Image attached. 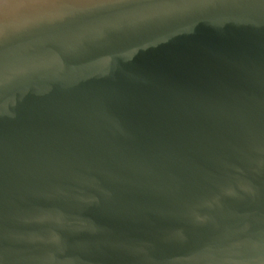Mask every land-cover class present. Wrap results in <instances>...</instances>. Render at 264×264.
Returning a JSON list of instances; mask_svg holds the SVG:
<instances>
[{
  "label": "water",
  "instance_id": "water-1",
  "mask_svg": "<svg viewBox=\"0 0 264 264\" xmlns=\"http://www.w3.org/2000/svg\"><path fill=\"white\" fill-rule=\"evenodd\" d=\"M0 30V264H264L261 0Z\"/></svg>",
  "mask_w": 264,
  "mask_h": 264
},
{
  "label": "snow or ice",
  "instance_id": "snow-or-ice-1",
  "mask_svg": "<svg viewBox=\"0 0 264 264\" xmlns=\"http://www.w3.org/2000/svg\"><path fill=\"white\" fill-rule=\"evenodd\" d=\"M34 2L51 7L81 6L91 10L135 6L142 11L144 20L152 21L184 11L194 5L214 4L218 0H34ZM230 2L242 3L243 0ZM261 3H264V0H261ZM4 71L3 61L0 59V81L3 79Z\"/></svg>",
  "mask_w": 264,
  "mask_h": 264
}]
</instances>
